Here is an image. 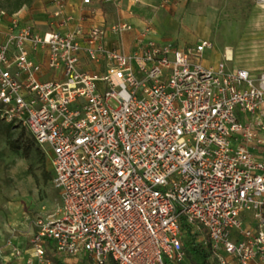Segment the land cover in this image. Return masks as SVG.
Masks as SVG:
<instances>
[{
    "label": "built area",
    "instance_id": "obj_1",
    "mask_svg": "<svg viewBox=\"0 0 264 264\" xmlns=\"http://www.w3.org/2000/svg\"><path fill=\"white\" fill-rule=\"evenodd\" d=\"M105 1L73 14L53 0L56 27L13 13L0 29L1 116L50 150L61 198L28 246L10 242L14 264H52L47 249L70 264H180L182 224L211 264H264V70L227 68L229 53L205 63L206 38L146 39L143 0H131L144 25L133 48H107Z\"/></svg>",
    "mask_w": 264,
    "mask_h": 264
},
{
    "label": "rangeland",
    "instance_id": "obj_2",
    "mask_svg": "<svg viewBox=\"0 0 264 264\" xmlns=\"http://www.w3.org/2000/svg\"><path fill=\"white\" fill-rule=\"evenodd\" d=\"M188 5L204 19L202 32L213 42L204 53L210 64L229 53L227 68L253 67L255 74L264 70V0H187ZM34 6L35 0H0L7 16L32 12ZM52 177L50 150L36 144L25 125L7 122L0 112V264H14L10 242L29 245L35 219L58 212L60 192ZM180 264L195 263L185 258Z\"/></svg>",
    "mask_w": 264,
    "mask_h": 264
},
{
    "label": "crops",
    "instance_id": "obj_3",
    "mask_svg": "<svg viewBox=\"0 0 264 264\" xmlns=\"http://www.w3.org/2000/svg\"><path fill=\"white\" fill-rule=\"evenodd\" d=\"M65 11L78 14V6L81 0H65ZM114 2L106 0L102 3L105 13V24L107 32L104 44L107 48H116L128 52L135 44V39L143 31L144 25L141 15L134 12L135 5L131 0H116ZM187 0H179L165 7H155L156 0H143L142 4L136 5V8L145 16L151 19V29L145 34L146 39H151L157 43L175 42L180 46H189L194 44L204 36V19L197 17L193 8L186 6ZM54 8L53 0H35L34 10L32 12H16L21 21L26 24H32L38 31H45L56 27L51 24L50 12ZM8 16L0 22V29L6 23ZM127 20L133 26L129 32L121 35L114 34L110 30V25L116 21ZM201 33H193V30ZM204 62L210 64L206 58ZM251 70L253 67H243ZM19 242V241H18ZM18 244V243H17Z\"/></svg>",
    "mask_w": 264,
    "mask_h": 264
},
{
    "label": "trees",
    "instance_id": "obj_4",
    "mask_svg": "<svg viewBox=\"0 0 264 264\" xmlns=\"http://www.w3.org/2000/svg\"><path fill=\"white\" fill-rule=\"evenodd\" d=\"M182 230L185 233L183 247L186 253V257L195 264H211L210 251L197 239V235L190 232L182 224ZM47 256L51 259L52 264H70L62 262L60 256L53 251L47 249ZM71 264H92L90 258L83 257L79 261ZM105 264H115L111 257H108Z\"/></svg>",
    "mask_w": 264,
    "mask_h": 264
},
{
    "label": "bare ground",
    "instance_id": "obj_5",
    "mask_svg": "<svg viewBox=\"0 0 264 264\" xmlns=\"http://www.w3.org/2000/svg\"><path fill=\"white\" fill-rule=\"evenodd\" d=\"M228 49V51L230 50V48H227Z\"/></svg>",
    "mask_w": 264,
    "mask_h": 264
}]
</instances>
